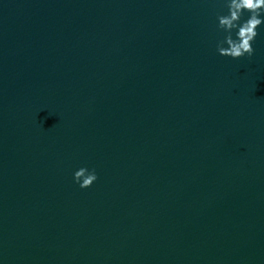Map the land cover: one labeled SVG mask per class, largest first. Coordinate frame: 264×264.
<instances>
[{
    "label": "clouds",
    "instance_id": "9594fccd",
    "mask_svg": "<svg viewBox=\"0 0 264 264\" xmlns=\"http://www.w3.org/2000/svg\"><path fill=\"white\" fill-rule=\"evenodd\" d=\"M226 6L228 14L217 17L218 27L227 33L224 40L217 44V51L221 56L233 59L250 58L254 54L252 42L258 35L257 28L264 23V0H227ZM244 12H248L249 16L241 22ZM233 30H236L235 39ZM97 179L95 169L89 171L81 167L74 173V181L82 189L91 187Z\"/></svg>",
    "mask_w": 264,
    "mask_h": 264
}]
</instances>
